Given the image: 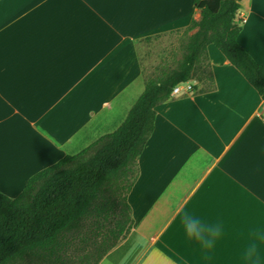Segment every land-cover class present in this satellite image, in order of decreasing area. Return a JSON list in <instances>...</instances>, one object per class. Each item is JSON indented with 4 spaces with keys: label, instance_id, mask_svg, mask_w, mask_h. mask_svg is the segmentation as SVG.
I'll return each mask as SVG.
<instances>
[{
    "label": "crops",
    "instance_id": "0c3cea01",
    "mask_svg": "<svg viewBox=\"0 0 264 264\" xmlns=\"http://www.w3.org/2000/svg\"><path fill=\"white\" fill-rule=\"evenodd\" d=\"M200 16L194 0H0V191L17 197L34 174L114 132L145 81L186 54L167 53L147 77L139 45L189 39ZM235 23L264 66V0H243ZM201 66L191 93L156 106L128 194L132 226L96 264H241L239 233L264 224V98L214 45ZM185 211L223 221L212 261L186 239Z\"/></svg>",
    "mask_w": 264,
    "mask_h": 264
},
{
    "label": "trees",
    "instance_id": "16d2710c",
    "mask_svg": "<svg viewBox=\"0 0 264 264\" xmlns=\"http://www.w3.org/2000/svg\"><path fill=\"white\" fill-rule=\"evenodd\" d=\"M242 1L194 0L201 16L186 30L196 32L187 41L181 64L145 81L144 91L114 132L34 174L17 197L0 191V264H79L73 255L102 231L108 228L104 232L113 234L126 223L130 230L128 194L137 179V161L154 131L155 108L171 98L176 85L196 77L209 45L264 98V66L238 43L235 19Z\"/></svg>",
    "mask_w": 264,
    "mask_h": 264
},
{
    "label": "clouds",
    "instance_id": "9594fccd",
    "mask_svg": "<svg viewBox=\"0 0 264 264\" xmlns=\"http://www.w3.org/2000/svg\"><path fill=\"white\" fill-rule=\"evenodd\" d=\"M180 226L186 239L201 252L202 260L210 262L218 242L225 234L222 220H208L194 211H185L180 216ZM244 244L239 254L241 264H264V224L249 226L246 233L240 232Z\"/></svg>",
    "mask_w": 264,
    "mask_h": 264
},
{
    "label": "rangeland",
    "instance_id": "374dc122",
    "mask_svg": "<svg viewBox=\"0 0 264 264\" xmlns=\"http://www.w3.org/2000/svg\"><path fill=\"white\" fill-rule=\"evenodd\" d=\"M178 35V34H177ZM177 35H171L168 38H157L150 42L139 45V54L141 57L142 66L144 69L145 76L147 77H158L162 70L160 66V61L166 57L167 53H175V60L180 57L182 52L185 51V44L188 39L180 40V43L177 41L179 39ZM184 42V44H183ZM183 44V46H182ZM171 63H173V59H170ZM124 196V191L119 192L117 198L122 199ZM119 209V207H118ZM116 208V210L118 211ZM113 228V226L111 227ZM128 228V224H124L122 228L115 227L113 230V234H108L105 229L102 231L104 234L100 237H96L94 240H90L86 246V249L83 252H79L78 254H74V262H79V264H95L99 257H101L106 248L110 247L113 242L119 236L125 232ZM23 264V263H20ZM36 264V263H34Z\"/></svg>",
    "mask_w": 264,
    "mask_h": 264
},
{
    "label": "built area",
    "instance_id": "2783aa9c",
    "mask_svg": "<svg viewBox=\"0 0 264 264\" xmlns=\"http://www.w3.org/2000/svg\"><path fill=\"white\" fill-rule=\"evenodd\" d=\"M192 91V85L188 84V83H179L178 85H176L174 87V89L172 90L171 95L172 96H176V95H187L189 93H191Z\"/></svg>",
    "mask_w": 264,
    "mask_h": 264
}]
</instances>
